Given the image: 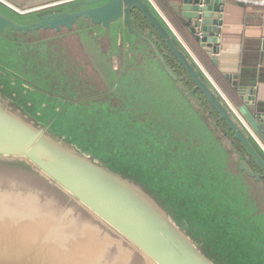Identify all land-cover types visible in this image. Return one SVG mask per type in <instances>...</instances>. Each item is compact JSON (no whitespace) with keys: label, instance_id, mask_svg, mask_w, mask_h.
<instances>
[{"label":"water","instance_id":"95a60500","mask_svg":"<svg viewBox=\"0 0 264 264\" xmlns=\"http://www.w3.org/2000/svg\"><path fill=\"white\" fill-rule=\"evenodd\" d=\"M169 6L216 64L225 0H172ZM134 9L151 28L141 27ZM0 35L18 44H68L70 60L88 53L84 43L89 39L103 55L94 58L96 70L89 63L85 72L82 67L78 84L82 93L89 86L96 88L89 93L112 87L118 109L119 94L135 86L158 87L148 84L151 60L156 59L163 73H156L158 83L163 75L166 81H182L165 58L170 53L192 81L187 87L191 97L199 92L206 99L246 153L231 150V139L220 136L216 122H208L199 111L218 144L221 169L210 162L211 155L194 148L202 141L200 135L194 132L190 142L180 129L170 130L171 139L161 136L153 129L152 113L146 117L150 127L145 142L123 138L118 144L111 129H105L98 149L114 154L93 155L52 131V119L43 121L38 108L33 113L31 100L18 101L14 82L1 79L24 78L0 63V264H264V221L254 220L259 210L264 217V191L256 185L264 178V148L150 0H64L29 10L0 0ZM107 68L118 77L113 83L101 79L108 76L101 69ZM224 76L246 105L255 103L254 85H239L236 74ZM199 107L194 101L197 112ZM82 112L86 110L79 109L78 119ZM259 121L264 128V115ZM106 124L113 126L114 119ZM131 126L120 124L123 133ZM129 150L137 154L126 159ZM141 169L169 176L179 189H187L182 196L190 204L184 197L179 203L175 191L164 193L162 187L149 185ZM230 178L246 192L231 189ZM236 198L240 213L233 205ZM200 199V204L193 202Z\"/></svg>","mask_w":264,"mask_h":264},{"label":"rangeland","instance_id":"374dc122","mask_svg":"<svg viewBox=\"0 0 264 264\" xmlns=\"http://www.w3.org/2000/svg\"><path fill=\"white\" fill-rule=\"evenodd\" d=\"M4 1L20 10H24L62 0ZM13 41L11 36L0 35V63L7 69L17 72L24 79L21 82L19 78L15 77V81L12 76L7 75L5 79L1 80L14 82V84L11 83V88L12 92L16 93L15 98L23 104L31 100L33 102L30 107L32 112L34 113L38 108L41 110L43 121L46 120V123H48L52 119L50 125L52 131L59 132L58 134L67 141L92 152L93 155L97 154L104 157L113 155L114 151L102 153L98 149L99 145L103 143V139H106L105 129H111L114 141L118 144L123 138L126 140L132 138L133 143L136 140L145 142V129L150 127L146 117H148V113H152L156 118L153 129H157L161 136L169 139L171 129L182 130L184 135L188 137L189 142L192 141L194 132L200 135L202 141L194 148L198 149L203 156L211 155L210 162L216 168L221 169L216 152L218 144L212 138V134L201 115L204 112L201 107H199L200 109L197 108L198 112L194 109V100L197 99L195 93L191 97L187 85L183 81H178V83L172 79H167L171 82L166 81L164 78H167V75H163L160 78L162 83H158L156 80L163 73L160 66L157 65L156 59L151 60L147 65V69L150 70L148 84L158 87L135 86L132 88L133 90L119 94L122 108L118 109V100L114 101L118 94L113 93L112 87L99 89L96 93H89V90H96V88L89 86L88 91L84 89L85 93H82L83 86L78 84V76L85 72V67L88 69V63L96 70L97 61L94 58L97 59L103 55L100 51H96L94 43L89 39L86 38L84 43V50H88V53H80L75 56L74 60H70L66 56L65 50L70 51L68 44L63 47L54 44L55 40H32V42L25 41L22 44ZM133 48L135 49V47ZM40 49H42L41 52H37ZM82 67H84V71L81 72ZM101 71L108 74L107 77L103 78L100 75L105 83H113L118 78L115 72L109 71L108 68L101 69ZM156 73L158 76H156ZM30 85L32 89L28 88ZM182 85H185V87ZM25 93L26 95H24ZM80 108H84L86 112H82L81 119H78ZM199 111L201 114H199ZM111 118L114 119L113 126L106 124V121ZM136 120L137 123L135 124ZM129 123L132 124L131 129L123 133L120 124L122 127H129ZM134 129L135 136L132 134ZM161 129L162 131H160ZM154 136L157 137L156 133H154ZM136 154V151L129 150L124 158L129 159L130 155H133L132 158H134ZM203 156H199L198 162L201 165L203 164ZM221 156L223 157V155ZM132 164L137 165L138 163L132 159ZM139 171L144 177L149 178V185L162 187L164 193L175 191L179 203H183L182 197H184V202L190 204L186 200V196H182L187 189L185 191L179 189L169 176L162 175L158 169L154 170V175L147 170L141 169ZM152 177L154 181L151 179ZM215 177H218V174H215ZM232 178L227 183L230 188L234 191L242 190L246 192V189L239 183L233 182ZM256 185L264 191L262 181L256 183ZM171 196L174 195L171 194ZM193 202H199L200 204L202 200H193ZM233 205L239 210L237 213H240L241 201L236 198ZM250 205L252 206V202ZM261 214L262 210H259V213L254 215V220L263 222L264 217Z\"/></svg>","mask_w":264,"mask_h":264},{"label":"crops","instance_id":"0c3cea01","mask_svg":"<svg viewBox=\"0 0 264 264\" xmlns=\"http://www.w3.org/2000/svg\"><path fill=\"white\" fill-rule=\"evenodd\" d=\"M34 1L38 2L41 0ZM150 1L170 28L175 32L177 38H179L182 44L185 45L190 56L198 62L202 69L222 91V88L213 79L206 67L189 46L188 42L169 21L165 13L160 9V7H158L154 0ZM165 1L170 3L172 0ZM223 15L220 43L214 49V53L217 56V63L215 64L211 57L204 52L202 47L198 44V41L197 47L210 59L222 75L223 81L228 83L231 88L232 85L226 79L224 74H236L239 85H254L256 89L255 103L251 106L246 105L243 99H241L235 91L234 96L238 100L237 105L232 103L224 91L222 92L226 96L236 115L247 126L253 136L264 148V128L259 121V117L264 115V5L225 0ZM181 25L183 26V30L185 31L188 39H196V36L190 33L189 29L184 24ZM217 132L220 136H224V134H222L219 130H217Z\"/></svg>","mask_w":264,"mask_h":264},{"label":"trees","instance_id":"16d2710c","mask_svg":"<svg viewBox=\"0 0 264 264\" xmlns=\"http://www.w3.org/2000/svg\"><path fill=\"white\" fill-rule=\"evenodd\" d=\"M154 1L158 5V7H160V9L165 13L166 17L174 25V27L179 31V33L185 38V40L188 42L189 46L192 48L194 53L198 56V58L200 59L202 64L206 67V69L208 70L210 75L218 83V85L222 88V91H224L226 93V95L230 98L232 103L237 105L238 100L234 96V94H235L234 90H232L231 86L228 83H225L223 81V77L220 74V72L216 69V67L213 65V63L210 61V59L205 55V53L197 47L198 46L197 45V38L193 39V40H190L187 38V35H186L185 31L183 30V26L181 25L182 23L180 22L178 16L173 12V10L171 9V7L169 6V3H167V1H165V0H154ZM132 14L135 17V19L141 24V27L143 29L145 27L151 28L150 24L142 16V14L140 13L139 10L134 9ZM165 58H166L167 62L170 64V66L172 68H174L176 73H178V75L182 76V81L190 89L192 86V81L188 77L186 72L184 71V68L178 62L175 61V58L170 53L166 54ZM195 94L197 95V98H198L197 100H199L200 104H202L203 106H205L211 110V107L207 103L206 99L199 92H195ZM211 113L213 114V116L215 118V122L218 125V129L220 128V130L224 131L225 135L229 139H231V142H232L231 149L235 152L237 151V152L241 153L244 156V154H246L245 149L237 140H235L233 138V134H232L231 130H229V128L224 123V121L219 118V116L217 115V113L214 110L211 111ZM244 158H245V161L247 162L248 165H250L252 167L255 166L254 161L250 157L245 156ZM261 181L264 184V178H262Z\"/></svg>","mask_w":264,"mask_h":264},{"label":"flooded vegetation","instance_id":"af4514ba","mask_svg":"<svg viewBox=\"0 0 264 264\" xmlns=\"http://www.w3.org/2000/svg\"><path fill=\"white\" fill-rule=\"evenodd\" d=\"M62 1H64V0H62ZM32 8H35V7H32ZM31 9V8H30ZM24 10H29V9H24ZM43 32L41 33V36H43ZM195 97L197 98V95L195 94ZM198 99V98H197ZM194 100L196 103H198L199 105H200V107L202 108V110H203V112H204V116L206 117V119L207 120H209V122L211 123V122H214L215 121V118H214V116H213V114L211 113V111H210V109L209 108H207V107H205V106H203L202 104H200V102H199V100ZM213 124V123H212ZM216 127H215V126ZM214 127L215 128H217L218 129V125L217 124H215L214 123ZM220 132H222V134H224L225 135V132L224 131H222V130H220V128L218 129ZM223 137V136H222ZM225 137H227V136H225Z\"/></svg>","mask_w":264,"mask_h":264},{"label":"built area","instance_id":"2783aa9c","mask_svg":"<svg viewBox=\"0 0 264 264\" xmlns=\"http://www.w3.org/2000/svg\"><path fill=\"white\" fill-rule=\"evenodd\" d=\"M240 3H250V4H258L264 5V0H234Z\"/></svg>","mask_w":264,"mask_h":264}]
</instances>
